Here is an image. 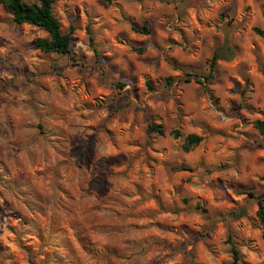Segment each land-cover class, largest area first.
<instances>
[{
  "label": "clouds",
  "instance_id": "obj_1",
  "mask_svg": "<svg viewBox=\"0 0 264 264\" xmlns=\"http://www.w3.org/2000/svg\"><path fill=\"white\" fill-rule=\"evenodd\" d=\"M261 207L264 0H0V264H264Z\"/></svg>",
  "mask_w": 264,
  "mask_h": 264
},
{
  "label": "trees",
  "instance_id": "obj_2",
  "mask_svg": "<svg viewBox=\"0 0 264 264\" xmlns=\"http://www.w3.org/2000/svg\"><path fill=\"white\" fill-rule=\"evenodd\" d=\"M258 215L260 216L261 222H264V207H261L260 212L258 213Z\"/></svg>",
  "mask_w": 264,
  "mask_h": 264
},
{
  "label": "rangeland",
  "instance_id": "obj_3",
  "mask_svg": "<svg viewBox=\"0 0 264 264\" xmlns=\"http://www.w3.org/2000/svg\"><path fill=\"white\" fill-rule=\"evenodd\" d=\"M145 27V31H147V25L144 26ZM37 175H39V170L37 171ZM77 245L81 248V251H83V246L79 245V242H77ZM87 255V253H85Z\"/></svg>",
  "mask_w": 264,
  "mask_h": 264
}]
</instances>
